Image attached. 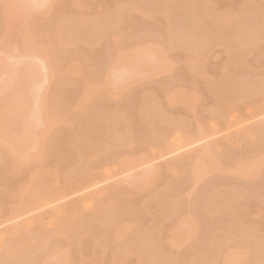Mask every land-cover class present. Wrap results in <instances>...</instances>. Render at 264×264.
<instances>
[{
	"label": "rangeland",
	"instance_id": "1",
	"mask_svg": "<svg viewBox=\"0 0 264 264\" xmlns=\"http://www.w3.org/2000/svg\"><path fill=\"white\" fill-rule=\"evenodd\" d=\"M179 1L137 0L148 14L133 7L129 0H18L16 7L8 11L0 1V132L2 118H9L12 126L27 123L22 117L25 111L18 113L25 119L22 125L21 118L17 120L10 113V105L17 100L35 111L41 109V115L49 114L45 116L53 120L47 130V117L29 109L25 112L27 119L33 113L31 121L38 115L34 125L39 138L43 129L47 130L46 141L39 139L35 145L40 150V143L46 144L43 160L28 158L13 171L0 144V245L14 237L16 227L26 222L34 224V219L43 220L44 228H55L51 214L62 220L70 214L81 223L87 211L84 209L93 208L96 202L116 209L120 224H131L128 234L119 236L116 242L103 237L105 230L96 224H91L76 245L56 235L44 250L33 252L27 264L44 260L56 264L62 252L68 255V264H78L90 259L99 236L104 239L100 242L104 250L99 264H111V255L119 248L122 263L137 264V257L124 249L148 232L152 215L160 218L153 229L159 236L153 248L162 263L217 264L228 249L247 260L249 250L264 244V101L257 106L253 103L260 97L253 94L255 85L264 74V0H189L182 9L177 7ZM200 3L207 9L202 10ZM165 6L172 10L169 18L160 13ZM229 15L232 24L213 32L211 17ZM103 18L109 20L107 27L99 23ZM91 28L99 36L95 44L88 45L78 37ZM59 30H64L73 42L61 44L56 36ZM249 37V43L239 42ZM119 38L121 43L116 48L113 41ZM147 46L153 48L150 54L144 52ZM117 50L126 59L110 68ZM239 57L240 65L234 61ZM72 59L79 60L80 66L66 72L62 67ZM160 64H167V68L158 69ZM147 67L155 73L145 71ZM7 69L10 71L5 72ZM84 84L97 91L88 94L79 107L75 101ZM232 84L242 85L241 90ZM36 91L44 97L40 94L38 98ZM177 91L184 94L187 104L165 98ZM228 97L233 105L225 109ZM148 98H153L166 119L182 123L180 131L170 130L166 138L180 143L181 148L159 151L157 140L144 142L147 134L139 107L148 103ZM218 102L222 111L213 113ZM45 104L47 113L42 107ZM219 116L224 117L214 118ZM105 120H112L121 134H130L123 135L130 140L125 139L102 155L106 159L97 156L90 160V168L98 167L102 178L83 190L62 192L51 201L20 211L18 216L11 215L16 186L30 173L47 166L63 170L74 155L68 144L74 137L86 135L93 142L104 141ZM207 146L219 166L205 171L194 182L193 165ZM121 156L131 157L126 167H119L117 158ZM241 161L259 165L245 177L236 170ZM73 206H77L76 213H64ZM189 219L197 222L192 237L169 244L165 239L168 229L177 224L185 226ZM67 228L62 226L60 230ZM215 247L218 249L214 251Z\"/></svg>",
	"mask_w": 264,
	"mask_h": 264
},
{
	"label": "bare ground",
	"instance_id": "2",
	"mask_svg": "<svg viewBox=\"0 0 264 264\" xmlns=\"http://www.w3.org/2000/svg\"><path fill=\"white\" fill-rule=\"evenodd\" d=\"M5 4V7L8 10H12L16 7V2L18 0H0ZM131 5L135 7L136 9L142 11L143 13H149L145 8H142L139 6L137 3V0H129ZM168 2V1H166ZM188 3H190L189 0H181L178 3V8L182 9L185 7ZM203 5L202 3L199 4V6ZM206 7L201 6L202 10H205ZM207 9V8H206ZM208 11V10H207ZM172 10L169 9V7L165 6L163 9L160 11L161 14L167 16L169 18ZM205 12V11H204ZM262 16L263 13H262ZM211 25L210 28L212 27L213 32L220 30L224 26H228L232 24V15L222 17L220 19L213 18L211 17L210 19ZM103 26L107 27L109 20L106 18H103L100 22ZM4 26H7V23L4 24ZM8 27V26H7ZM6 27V29H7ZM5 29V30H6ZM211 30V29H210ZM211 30V33H212ZM249 32H246L248 35ZM212 35V34H211ZM251 35V34H250ZM58 41L61 44H70L72 41V38L66 34V32L63 30H59L58 33L56 34ZM99 36V32L95 31V29H87L86 31L81 34L80 38L82 41L87 43L88 45L95 44L97 41V38ZM245 36V35H244ZM172 38V37H171ZM173 39V38H172ZM244 38V40H239V42H242L243 44H247L251 41L250 37L249 39ZM114 46L118 48V45H120L121 41L120 38L115 41H113ZM153 46H157L155 42H153ZM153 48H149L148 46L146 47L144 52H148V54L151 53ZM191 50L196 51L197 49L192 48ZM126 59V57L123 56V53L117 50L115 52L114 56L111 57L110 60V68L112 66L116 65L117 63H121L123 59ZM139 59V58H137ZM144 59V60H143ZM143 61H146V57H143ZM141 61V60H139ZM138 61V62H139ZM235 63L240 65L241 64V57L236 58ZM80 63L79 60L77 59H72L66 62V64L62 67L66 72L70 71H76L77 68H79ZM167 68V64H160V68L158 69H165ZM149 70V67L145 68ZM10 71V69L5 72ZM127 71V70H126ZM126 71H124V74L126 75ZM133 71V70H132ZM164 71V70H163ZM150 72V70H149ZM127 73H130L128 70ZM150 73H155L154 71ZM122 75V77L124 76ZM262 78L259 79L255 85V89L253 94H255L257 97L258 95L260 97H257V100H255L253 103L257 106L259 105L262 101H264V74L261 76ZM41 78V75H39V79ZM125 80L128 79L125 77ZM210 84L213 82L211 80H207ZM124 82V80L122 81ZM126 82V81H125ZM123 84V83H122ZM220 85V84H219ZM233 87L236 89V87L242 88V85L240 84H232ZM92 85H83L82 86V93H79V95L76 97V106H83L85 98L88 94L95 93L97 90L96 88L94 89L91 87ZM117 86H121L117 84ZM116 86V87H117ZM221 86V85H220ZM219 86V87H220ZM124 86H122L123 88ZM118 88V87H117ZM115 88V89H117ZM37 92V91H36ZM90 92V93H89ZM39 94V95H38ZM44 97V94L37 92V96L41 95ZM114 94V93H113ZM111 94V95H113ZM9 95H7L8 97ZM35 96V99L37 98ZM41 96V97H42ZM40 97V98H41ZM166 99H176L179 102H184V94L180 93L179 91L175 92L173 97H170V94H166L165 96ZM43 101V98H41ZM40 99V100H41ZM38 103H40V100L37 99ZM225 103H227L224 106L227 105H233V100L231 97H228L225 99ZM41 101V103H42ZM146 101V100H145ZM148 103L144 102L140 105L139 107V112L141 116V120L143 121V126L145 128V132L147 134V138L144 142L148 143H153L155 140L156 141V146L159 151H164L168 149H173L176 150L180 146V143H172L171 141H167V136L170 135V130H176L180 131L182 128L181 126L182 123L180 121L176 120H170L166 119L163 116V113H161L160 109L154 104L153 98H148ZM44 102V101H43ZM45 103V102H44ZM24 104V103H23ZM19 100L15 103V105H10V113L14 116L17 117V120L20 118V125L24 124L25 117L27 123H25V126L23 127L19 125L12 126L9 122L11 121L9 118H2V128L0 132V144L3 146L5 149L4 152L9 158L8 166L11 168L13 171H17V169L20 167V165L26 161L28 158L31 157H36L37 159L43 160L45 158V151L44 145H46L43 141H46V134L47 130H49L48 126L52 123V119L48 118L49 114H44L43 112L41 115V111L36 110L37 113H40V116H44L46 119V126H44L45 129L42 131L41 136L42 138H39V132H37L34 124L36 122L38 123V120L34 123V119L38 116H36L34 119L32 118L33 121H31V117L34 115H29L27 119V114L28 113L26 110L29 109L28 111L31 112L30 110H33L34 113L36 112V108H29L27 106H24ZM187 104V103H186ZM11 106L12 109H11ZM29 106V105H28ZM41 106V104H40ZM47 105L45 104L42 107L45 108ZM27 107V108H25ZM38 107V106H37ZM222 105L220 102L216 106L213 107V113H216L218 111H222ZM25 108V110H24ZM39 108V107H38ZM1 109V106H0ZM43 109V108H42ZM226 109V107H225ZM8 110V107L6 111ZM20 111H25L23 114L18 115ZM32 111V112H33ZM44 111V110H43ZM46 113L48 112L47 109L45 108ZM1 112V111H0ZM14 112V113H13ZM225 112V111H223ZM17 113V114H16ZM36 114V113H35ZM18 115V116H17ZM31 116V117H29ZM39 116V117H40ZM224 116H219V117H214L215 119L222 120ZM41 120V119H40ZM23 121V123L21 122ZM51 123H50V122ZM49 124V125H48ZM53 124V123H52ZM37 125V124H36ZM104 131L106 134V139L102 142H93L89 140V138L86 135H79L74 137L69 141V146L74 149V155L72 156V159L69 158L68 165L63 169V170H58L55 167L52 166H47L43 170H39L36 172H32L29 174V176L26 178V180L22 181L16 186V189L14 190L11 198V215L18 216L20 214V211L23 210H30V208L36 206L40 202H46V201H51L52 197H58L62 192L65 191H71L73 189H85L92 184H94L97 180H100L99 178H102V171L97 167V168H90V160L97 156H102L106 155L108 152H110L114 147L120 146L125 142V139L130 140V137H124L123 135L126 133L124 132L121 134L120 127L114 128L112 120H105L103 123ZM168 130L167 133L162 132V130ZM257 130H260L261 128H256ZM162 132V133H161ZM202 131L201 129L199 130V134H201ZM129 136L130 134L126 133L125 136ZM40 136V137H41ZM239 137L243 138L242 135H238ZM245 137V136H244ZM43 140L40 143V150H37L35 147L37 140ZM151 139H154L151 141ZM8 145V148L6 147ZM27 150L32 151L33 153L28 154ZM197 158V161L193 165V172H192V179H194V182H198L199 178L203 176L205 171H208L210 169L218 168L219 163L216 161L217 159L215 158L216 156L213 155L214 153L211 150V147H206ZM134 158H139L142 156H133ZM214 157V158H213ZM131 158V157H130ZM130 158L127 156H121L118 157L117 162L119 164V167H126L128 162L130 161ZM102 160L106 159L105 156L101 157ZM205 159H208L205 161ZM249 161H241L240 164L237 165V172L241 173V175H244L245 177L251 176L255 171L254 167H257L259 163L253 162L251 163ZM157 174V171L155 172ZM121 192H124L126 189H120ZM129 192V188H128ZM235 199H233L234 201ZM108 205H105L100 202H96L94 207L91 209H84L87 210L84 216V219L82 220L81 223L75 222L74 218L70 214H67L66 220L59 219L58 215L51 214L49 216L51 220V224L55 225V228H44L43 225V220L41 219H34L33 222H26L25 225H22L21 227H16L15 229V235L13 238H10V240H7L6 243L0 245V264H27V262L30 261L32 253L35 251H40L44 250V248L47 246L51 238L55 237L56 235H59L62 239L67 240L69 244L76 245L80 238L84 235H86L89 231V227L91 224H96L99 227H102L105 231L104 234L105 236L109 238L112 242H116V240H119V236L125 237L128 232L130 231L131 224L128 222H124L120 224L117 221V210L112 208H107ZM66 208V207H65ZM64 208V209H65ZM77 206H73L70 208H66L64 210V213H76ZM147 209L150 211V208L147 207ZM168 215L167 213H164L162 217H166ZM152 223L151 227L149 228L148 232L146 231L145 233L141 234L140 237L136 238L135 240L130 242L124 250H127L129 254H132L137 257V264H171L169 262H159L158 255L156 251L154 250L155 248L154 245L156 244V239L158 240V234H156L155 229V224L160 220L159 217L156 215H152ZM32 224V225H31ZM68 228L65 231L60 230L62 226H67ZM47 226V225H46ZM153 230V231H151ZM197 230V222H195L194 219H189L186 221L185 226H180V225H175L173 227H170L167 231V234L165 235L166 241L169 242V244H177L180 242H185L189 240L192 235L191 233ZM158 236V237H157ZM102 236H99V239L97 238L95 240V243L98 244L95 246L96 249H93L92 255L90 259L85 260L82 259L80 263L78 264H99V260L102 254V250H104V247L101 246L102 243L101 240L103 239ZM215 236L214 238H216ZM229 237V236H227ZM227 240V238H225ZM230 239V238H229ZM228 239V240H229ZM232 239V238H231ZM104 240V239H103ZM226 240H224L226 242ZM224 242V243H225ZM215 245V243H214ZM238 247V245H237ZM236 248V247H235ZM239 248V247H238ZM236 249V251L238 250ZM214 251L217 250L216 247L213 248ZM121 249H117V251H120ZM115 252L111 255V264H124L121 262L120 259V252ZM250 251V257L246 260L245 257L238 256V254L235 253H230L229 249L227 253L224 254L223 258L217 262V264H259L260 262H264V244L259 248H255ZM211 252L212 248H211ZM247 253V251L245 252ZM61 259L59 260L60 262H56V264H68L69 263V258L68 255L65 252L61 253ZM241 258V259H240ZM46 262V260H44ZM216 261V260H214ZM41 261L38 264H48L49 262L45 263ZM215 263V262H214ZM50 264H54V262H50Z\"/></svg>",
	"mask_w": 264,
	"mask_h": 264
}]
</instances>
